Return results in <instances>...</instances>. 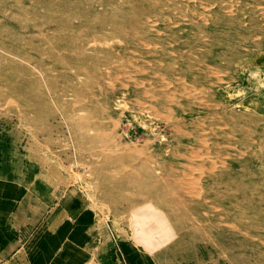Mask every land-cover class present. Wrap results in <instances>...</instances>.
<instances>
[{
    "label": "rangeland",
    "instance_id": "rangeland-1",
    "mask_svg": "<svg viewBox=\"0 0 264 264\" xmlns=\"http://www.w3.org/2000/svg\"><path fill=\"white\" fill-rule=\"evenodd\" d=\"M262 39L264 0H0V140L18 141L39 194H84L125 247L264 264V76L249 89L235 71ZM80 51L91 63H76ZM131 143L159 145L160 159L117 156ZM131 162L161 164L151 190L131 181L146 179ZM23 244L0 264H22Z\"/></svg>",
    "mask_w": 264,
    "mask_h": 264
},
{
    "label": "crops",
    "instance_id": "crops-1",
    "mask_svg": "<svg viewBox=\"0 0 264 264\" xmlns=\"http://www.w3.org/2000/svg\"><path fill=\"white\" fill-rule=\"evenodd\" d=\"M245 49L244 64L235 70L236 85L246 81V87L252 89L256 81L251 80V74L259 71L264 76V39ZM27 159L16 139L0 140V261H10L11 253L23 242L27 258L26 262L21 258L22 264H27L28 258L30 264H125L116 244L134 264H217L198 253L194 259L185 253L176 263L168 256L170 242L156 248L155 256L154 252L151 256L136 252L130 243L123 246L84 194L68 195L61 205L53 204L56 191L39 194Z\"/></svg>",
    "mask_w": 264,
    "mask_h": 264
},
{
    "label": "bare ground",
    "instance_id": "bare-ground-1",
    "mask_svg": "<svg viewBox=\"0 0 264 264\" xmlns=\"http://www.w3.org/2000/svg\"><path fill=\"white\" fill-rule=\"evenodd\" d=\"M106 1V0H105ZM109 2V1H108ZM28 3V2H27ZM203 8H204V6H203ZM19 11V10H18ZM95 11V10H94ZM241 11V10H240ZM96 12V11H95ZM91 16V15H90ZM93 18V17H92ZM245 19V18H244ZM202 20V19H201ZM56 26V25H55ZM58 26V25H57ZM114 30V29H113ZM31 32V31H30ZM49 33V32H48ZM92 33V32H91ZM95 33V32H94ZM114 34V33H113ZM52 35V34H51ZM130 35V34H129ZM92 37H94V36H92ZM91 37V38H92ZM116 38V37H115ZM114 39V38H113ZM111 40V39H110ZM39 40L37 39V42H38ZM97 41V40H96ZM74 42V41H73ZM93 42V41H92ZM88 43H90V42H88ZM82 44V43H81ZM95 44V43H94ZM97 45H99V44H97ZM92 46V45H91ZM100 46V45H99ZM111 46V45H110ZM94 47H95V45H94ZM109 47V46H108ZM87 48V47H86ZM80 49V48H79ZM85 49V48H84ZM109 49V48H108ZM112 49V48H111ZM95 50V49H94ZM81 52V51H80ZM73 52L74 54H76L77 55V57H78V59L77 60H75L76 61V63H78V62H80V64L81 65H87V64H89V63H91V62H88L89 61V59H90V57L89 56H87L85 53H83V52ZM113 52V51H112ZM98 53V52H97ZM106 53V52H105ZM117 53H118V51H117ZM107 54V53H106ZM119 54V53H118ZM44 55V54H43ZM105 55V54H104ZM58 56V55H57ZM91 60V59H90ZM95 62V61H94ZM41 63V62H40ZM52 63V62H51ZM103 64V63H102ZM43 65V64H42ZM31 67H33V66H31ZM106 68V67H105ZM105 68H104V70H105ZM81 71V70H80ZM100 72V71H99ZM106 72V71H105ZM39 74V73H38ZM223 74V73H222ZM75 76V75H74ZM27 77V76H26ZM76 77V76H75ZM70 79V78H69ZM77 80V79H76ZM11 81H13V80H11ZM217 81V80H216ZM2 82V81H1ZM34 82H36V80L34 81ZM212 81H210V83H211ZM57 83V82H56ZM109 83H111V82H109ZM62 84H63V82H62ZM94 84V83H93ZM92 85V84H91ZM202 85V84H201ZM82 87V86H81ZM99 87V86H98ZM47 88V87H46ZM80 88V87H79ZM78 88V89H79ZM72 89V88H71ZM48 90V89H47ZM47 90H46V92H47ZM84 90L85 89H83V92H84ZM19 91V90H18ZM57 91V90H56ZM20 92V91H19ZM60 92V91H59ZM1 93V92H0ZM21 93V92H20ZM40 93V92H39ZM49 93V92H48ZM12 94V93H11ZM24 94V93H23ZM10 95V94H9ZM4 96V95H3ZM64 96H65V94H64ZM63 96V97H64ZM69 96V95H68ZM77 97V96H76ZM86 98V97H85ZM87 99V98H86ZM115 99V98H114ZM49 100V99H48ZM51 100V99H50ZM67 100H69V99H67ZM46 101V100H45ZM44 101V102H45ZM52 101V100H51ZM69 101H71V99L69 100ZM57 102V101H56ZM82 102V101H81ZM66 103H68V102H66ZM122 103V102H121ZM37 104H39V103H37ZM44 104V103H43ZM52 104H54V102L52 103ZM56 104V103H55ZM122 106V105H121ZM40 107V106H39ZM74 107V106H73ZM78 107V106H77ZM123 107V106H122ZM41 108V107H40ZM80 108V107H79ZM34 109V108H33ZM28 110V109H27ZM37 110H38V108H37ZM43 110H44V107H43ZM46 110V109H45ZM44 110V111H45ZM78 110V109H77ZM81 110V109H80ZM86 110V109H85ZM31 111H32V109H31ZM34 111H36V110H34ZM79 111V110H78ZM83 111V110H82ZM24 112H26V111H24ZM40 113H41V111H39ZM38 111H37V113H39ZM47 112V111H46ZM36 113V112H35ZM36 113V114H37ZM49 113V112H48ZM56 113V112H55ZM153 113L154 114H157V112H155V111H153ZM74 114V113H73ZM38 115V114H37ZM89 117H90V115H86V116H81L80 117V121L84 124H88V120H89ZM163 117V116H162ZM75 118H77V117H75ZM164 118V117H163ZM37 120V119H36ZM182 122H184V121H181V123ZM77 125V124H76ZM128 125V124H127ZM174 126H175V133H174V135H177V136H185V135H188V133H189V128H188V130L185 128V126H183L182 124L181 125H179L178 123H174ZM93 127H94V125H93ZM157 128V127H156ZM156 128H153V132H156L155 131V129ZM112 131V130H111ZM170 133V132H169ZM86 136H88V135H86ZM155 138H158V136H154ZM89 138V137H88ZM98 139V138H97ZM106 139V138H105ZM94 140V139H93ZM101 141V140H100ZM99 141V142H100ZM132 142V141H131ZM142 145V144H141ZM120 146V145H119ZM126 146V145H125ZM189 146V145H188ZM159 147V145H157V147L156 146H154V147H150V145H148V144H146V145H142V147L140 148V147H136V145H134V143H131V144H128L127 145V148H126V150L124 151V152H121L120 154H117V156L118 155H128L129 157H131V156H134V155H131V154H135V153H141V151H142V149H144V150H146V151H152L153 150V153L157 156L156 158H158V159H160V157L159 156H161V154L162 153H160L158 150L159 149H157ZM110 149V148H109ZM208 151H210V150H208ZM83 152V151H82ZM126 152V153H125ZM84 153V152H83ZM179 153V152H178ZM203 153V152H202ZM115 154V153H114ZM141 154H143V153H141ZM205 154V153H204ZM206 155H208V154H206ZM113 159H114V157L116 158L117 156H116V154L115 155H113V154H111L110 155ZM229 156V155H228ZM163 157V156H162ZM118 158V157H117ZM201 158H202V156H201ZM118 161V160H117ZM139 162V161H138ZM141 162V161H140ZM92 163V162H91ZM95 163H96V161H95ZM197 165V164H196ZM86 166V165H85ZM131 166L132 167H134V169L135 168H139L140 170H143V175L146 177V179L145 180H143V178H141V176H140V174H139V176L138 177H136L135 179H133V180H131L130 178H128V179H130L131 181H133V183H136V184H138V186H140V188H146V189H149V190H151L152 189V187H153V185H152V180H150L151 178H153V177H158V178H160L161 177V172H162V167H161V164H159V166L158 165H155L153 168H151V167H149L147 164H137V163H132L131 162ZM101 168V167H100ZM87 170H88V168H87ZM125 170V169H124ZM131 170V169H130ZM136 171V170H135ZM126 172V171H125ZM184 172V171H183ZM187 172H188V170H187ZM128 173V172H127ZM137 173H139V172H135V174L137 175ZM134 174V175H135ZM116 176V175H115ZM120 176H122V175H120ZM114 177V176H113ZM119 178V177H118ZM170 180V179H169ZM194 180V179H193ZM129 181V180H128ZM172 181V180H171ZM178 181H180V180H178ZM42 182V181H41ZM43 183V182H42ZM243 183V182H242ZM175 184L177 185V186H179L180 187V185H179V183L177 182V181H175ZM175 185V186H176ZM191 185H193V184H191ZM185 186H187V185H185ZM195 186V185H194ZM204 186V185H203ZM49 189V188H48ZM195 190V189H194ZM52 191V190H51ZM197 191V190H196ZM142 192V191H141ZM46 193V192H45ZM190 195V194H189ZM195 196H196V194H195ZM171 198H176L175 197V195H171ZM140 200H142V199H140ZM149 201V200H148ZM143 202V201H142ZM143 203H145V201L143 202ZM130 205H131V203H130ZM137 206V205H136ZM141 209H143V207H141ZM129 212V211H128ZM142 212V216H144V218H145V220H148L147 222H146V224L147 225H149V230H150V232H152V233H158V234H160L161 235V232L162 233H164L163 232V230L164 229H166V231H165V237H166V239H168L169 240V238L170 237H172L173 236V232H172V229H171V227L170 228H168L167 227V225L169 226V224H168V221L167 220H164L162 217H158L157 215H153V214H151L150 213V215L147 213V212H145V211H141ZM202 223V222H201ZM200 224V223H199ZM192 227V226H191ZM217 227V226H216ZM208 228V227H207ZM200 235V234H199ZM202 237V236H201ZM211 238V237H210Z\"/></svg>",
    "mask_w": 264,
    "mask_h": 264
},
{
    "label": "built area",
    "instance_id": "built-area-1",
    "mask_svg": "<svg viewBox=\"0 0 264 264\" xmlns=\"http://www.w3.org/2000/svg\"><path fill=\"white\" fill-rule=\"evenodd\" d=\"M42 233H39V234H36V237L37 238H40L39 236L41 235ZM36 238V241H35V243H34V245H33V250L32 251H36V249H37V239ZM116 249H117V251L119 252V253H121V255L122 256H124L125 257V253H123V250H122V247H121V245L120 244H116Z\"/></svg>",
    "mask_w": 264,
    "mask_h": 264
}]
</instances>
